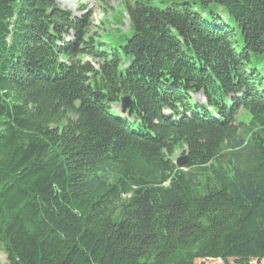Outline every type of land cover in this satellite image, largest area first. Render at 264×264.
<instances>
[{"label":"trees","instance_id":"obj_1","mask_svg":"<svg viewBox=\"0 0 264 264\" xmlns=\"http://www.w3.org/2000/svg\"><path fill=\"white\" fill-rule=\"evenodd\" d=\"M126 9L0 0L6 264H264V0Z\"/></svg>","mask_w":264,"mask_h":264},{"label":"rangeland","instance_id":"obj_2","mask_svg":"<svg viewBox=\"0 0 264 264\" xmlns=\"http://www.w3.org/2000/svg\"><path fill=\"white\" fill-rule=\"evenodd\" d=\"M65 9L71 10L76 16L91 15L92 30L100 32L103 39L111 42L114 39H121L124 34L131 32L130 17L126 6L128 0H57ZM123 44L126 40L122 39ZM90 60V57H85ZM196 100H202V96L196 95ZM249 115L245 111H240L238 120L248 122ZM184 149L181 147L177 150L174 159L184 157ZM0 264H6V255L0 245ZM199 264V263H198ZM221 264V263H216ZM255 264V263H252Z\"/></svg>","mask_w":264,"mask_h":264},{"label":"water","instance_id":"obj_3","mask_svg":"<svg viewBox=\"0 0 264 264\" xmlns=\"http://www.w3.org/2000/svg\"><path fill=\"white\" fill-rule=\"evenodd\" d=\"M130 104H131L130 98L129 97H124L121 100L120 107L125 112L127 110V108L130 106ZM186 161H187V156H184V157L179 158L177 160L176 164L178 166H183L186 163Z\"/></svg>","mask_w":264,"mask_h":264}]
</instances>
